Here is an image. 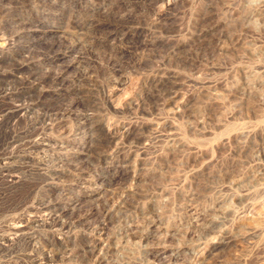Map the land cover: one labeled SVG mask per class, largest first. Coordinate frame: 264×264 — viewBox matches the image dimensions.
<instances>
[{"label": "rangeland", "instance_id": "rangeland-1", "mask_svg": "<svg viewBox=\"0 0 264 264\" xmlns=\"http://www.w3.org/2000/svg\"><path fill=\"white\" fill-rule=\"evenodd\" d=\"M9 33L17 42L0 56V110L17 100L36 109L16 125L10 115L0 156L35 152L36 132L63 131L68 142L61 160L48 149L35 153L43 163L16 158L0 169V235L21 210L76 202L74 213L92 212L86 225L105 232L73 257L52 250V264H96L108 243L116 248L104 264H264V0H0V36ZM30 72L38 88L21 79ZM81 96L90 102L73 106ZM38 113L50 129L31 128ZM77 113L133 131L123 140L117 126L118 138L83 160L91 131L75 129ZM115 141L135 170L98 183L115 167L97 154ZM43 196L54 210L37 205ZM27 233L35 244L0 240V259L36 264L43 231ZM225 233L231 241L215 247ZM71 239L82 246L89 234L78 226Z\"/></svg>", "mask_w": 264, "mask_h": 264}, {"label": "bare ground", "instance_id": "bare-ground-1", "mask_svg": "<svg viewBox=\"0 0 264 264\" xmlns=\"http://www.w3.org/2000/svg\"><path fill=\"white\" fill-rule=\"evenodd\" d=\"M253 11H252V13H253ZM14 35H12V33L11 34L9 33V34H3L0 36V56L4 55L8 50H10L12 47H14L16 45L15 43L17 42V39H14ZM82 42H85V39H76L72 43V45H78V44H81ZM58 74L56 75V77L59 76ZM35 75L36 74L34 72H30L27 74V76L25 75V77H23L21 79H23V82L30 84V86H32V85L35 86L39 83V80L41 77V76L35 77ZM63 80L64 79H61L60 81H63ZM38 86L39 85H37V87H35V88H38ZM7 95H8V90L2 91V93H1L2 98H5ZM89 100H90L89 98L81 96L77 100L73 101L72 105L74 106V105H77L79 103H87ZM10 107L12 108L11 110L9 109V107H6V108L4 107L0 110V131L5 129L6 127L12 128L13 126L16 125L15 123H17L19 120H21V118H23V119H25L27 117L29 118V114L33 113V110L36 109V108L34 109L35 102L30 103V104H24L20 100H17V102L12 104ZM36 112H38V111H36ZM62 113L64 115L69 114V113H71V109H64V111ZM10 115L14 117L13 121H14L15 125L13 124V122L7 121L9 119V117H11ZM37 115L40 118V122L37 123L34 121L35 123L32 124L33 126L31 128L35 129L37 131H38V129H50L52 125L47 121L48 118L47 119L45 118L47 116H45L44 114H39V113ZM77 116H79V117H78L77 122L74 124L75 129L88 128V130L91 131V135L89 136L88 141H85V143H84V144H86V147H87L86 150L88 151V153H85V155L82 156L83 160H89V158H90V152L89 151L93 150L95 144L97 145L98 143H101V142H113L114 139L118 138L117 137L118 127L117 126H120L124 129L122 134L119 136L123 140L126 137H128V135H131V133L133 131V128H131V126H125L126 124L124 125L125 126L124 127L123 125H117V123L116 124L114 123L115 125H109V124L102 122L100 120H98V121L95 120L96 122H94L93 114H88V113L79 114V113H77ZM37 121H38V119H37ZM4 125L6 126L5 128L3 127ZM7 129L8 128H6V130ZM6 130H5V132H6ZM9 132H11V131H9ZM62 132H60L57 136L52 135V134H48V133H51L50 130L48 133L36 132V136L34 135L35 137L29 141L30 148H33L34 150H36L35 152L29 151V150H31V149H29L28 150L29 152H27V153L24 152L23 154H21V153L17 154L16 153L17 151L12 149L14 147L10 146L12 148L11 149L8 148L9 150H7V151L5 150V152L0 156V169L5 171L6 167L11 163V161H14L16 158H18V159H35V160H37V162L43 163V161L48 160V158H46L45 155H37L35 153H37L38 151H45L48 149H51L55 153H58L59 156H56L55 158H58V159L62 158L60 156V153L63 152L62 150L65 149V143L68 142L66 140V137L64 136L65 132H63V133ZM7 137L11 138L10 145H13L12 143L15 141L14 135L13 134L8 135ZM120 144L121 143H119V141L118 142L115 141L113 146L109 147L110 149L102 150L101 152H99L97 154L96 158H97L98 162H101V163L105 162V163H108L110 166L115 167V170L112 172V174H108V173H104V172L98 173V174L104 175L103 177L100 175H97L98 176V180H97L98 183H100L103 180L105 181V179L124 177V176L130 174V172H132L131 170H135L134 169L135 165L133 164V162L131 163L130 162L131 159H129L132 157H129L128 153H123L124 151L122 149L124 147L122 144H121L122 146ZM110 145H111V143H110ZM20 147H22V146H20ZM51 155L49 156L50 160L53 159V157ZM142 159L140 161H142ZM136 161L137 160H135V162H134L135 164H136ZM139 164H136V165H139ZM120 166H121V169H119ZM73 173L76 176H81V175L83 176V174H84L81 169H76ZM131 176H132L131 177L132 180H134L135 182L140 180V177H141V176L139 177L137 174L135 175V173L132 174ZM93 177H90V178H93ZM11 182L13 184V182H14L13 178L11 179ZM137 187H136V185L135 186L133 185L132 187L125 189V192H124L125 199H131L135 195V193L138 192V191H136ZM36 203L43 210L46 208H48V209L53 208L52 210H54L56 207L55 206L56 203L51 202L50 199H47V197L40 198L39 200H37ZM75 203H71V205L69 207H64L62 209L58 208L53 213L48 212V214H46V215H45V213L43 215H37V214L33 215V214H30L28 211H26L24 208H23L24 210H21L19 208L21 210L20 213L18 215L15 214L16 217H14L13 219H11L9 221L7 220L5 222L4 226H5V228H7L6 233H8V231H9L10 234H13V235L15 234V236L17 234H20V235H22V237L27 242L33 243L34 241H36L35 239H37V238L34 235H32V233H30L31 235L28 234L29 232L27 234H25V231L27 229H35V230L38 229V230L43 231V234H41V235H42V238H44V240H45V244H44L43 248H42V246H38V247L42 248L43 256L41 258L33 257L34 253L32 251L31 252L33 254L29 251L30 253H28L27 255L26 254L24 255V257L32 256L33 259L35 258L34 260L36 261V264H52L53 259L50 256L51 255L50 252L54 249H56L57 251L59 250L58 253H59V255H61V257L62 256L64 257V255L67 257H73V256L79 254L80 252H83L85 249L90 250L91 247L93 248L99 242L100 236L105 232V226L100 225V226H97L96 228H90L89 226H87L86 221L91 216L92 212L86 211L83 213H74ZM53 206H55V207H53ZM28 209H30V207ZM1 216L2 215H0V217ZM1 220H3V219H1ZM210 223L216 224V220L212 219L210 221ZM78 226H82L83 230L89 234V240L87 242L85 241L86 242L85 244L82 243L84 245H82V246L80 245L77 247V246H75L74 240L71 239V232H72L73 228L78 227ZM74 233H75V231H74ZM3 234L0 235V240H3L2 242H7V244H8L9 242L13 241L14 238H12L11 236H8L10 234H8V235H3ZM35 234H37V233H35ZM227 235L228 234L225 233V235L214 246L216 247L219 244L226 245L227 243H229L231 241V238ZM144 236L145 235H143V237H142L143 239L145 238ZM228 237H229V239H228ZM225 238H226V240H224ZM24 239H22V240H24ZM70 243L74 246L71 247ZM4 244L5 243H2V245H4ZM34 244H35V242H34ZM69 245H70V247H69ZM3 248L6 249L4 246H3ZM115 248L116 247L110 243H108L106 246H104V248L102 249V251L100 252V254L96 258V264H104L106 262V260L109 259V257H111L112 252L115 250ZM2 251H3V249H2ZM39 252H41V251H39ZM4 254H6V253H4ZM20 262H17L16 260L11 259V257L10 258L4 257V259H0V264H21V263H23V262H21V263ZM55 263H56V261H55Z\"/></svg>", "mask_w": 264, "mask_h": 264}]
</instances>
